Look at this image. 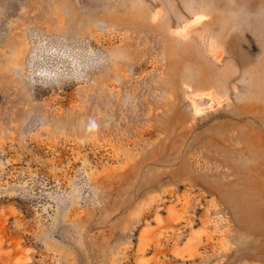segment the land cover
Listing matches in <instances>:
<instances>
[{"label": "rangeland", "instance_id": "374dc122", "mask_svg": "<svg viewBox=\"0 0 264 264\" xmlns=\"http://www.w3.org/2000/svg\"><path fill=\"white\" fill-rule=\"evenodd\" d=\"M0 264H264V0H0Z\"/></svg>", "mask_w": 264, "mask_h": 264}, {"label": "bare ground", "instance_id": "6f19581e", "mask_svg": "<svg viewBox=\"0 0 264 264\" xmlns=\"http://www.w3.org/2000/svg\"><path fill=\"white\" fill-rule=\"evenodd\" d=\"M199 17V16H198ZM198 19V18H197ZM201 20V19H200Z\"/></svg>", "mask_w": 264, "mask_h": 264}]
</instances>
